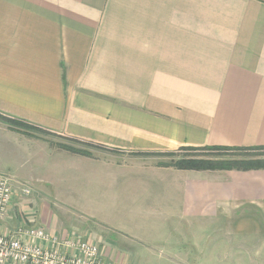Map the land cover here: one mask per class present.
Here are the masks:
<instances>
[{
	"label": "crops",
	"instance_id": "obj_1",
	"mask_svg": "<svg viewBox=\"0 0 264 264\" xmlns=\"http://www.w3.org/2000/svg\"><path fill=\"white\" fill-rule=\"evenodd\" d=\"M0 116V176L16 191L0 232L25 225L93 240L106 264H139L141 253L178 262L52 194L77 181L61 158L102 165L115 180L153 173L157 182L136 188L160 186L166 214L138 228L216 219L233 248L264 254V169H179L153 157L264 146V0H0ZM56 138L99 151L73 153Z\"/></svg>",
	"mask_w": 264,
	"mask_h": 264
},
{
	"label": "rangeland",
	"instance_id": "obj_2",
	"mask_svg": "<svg viewBox=\"0 0 264 264\" xmlns=\"http://www.w3.org/2000/svg\"><path fill=\"white\" fill-rule=\"evenodd\" d=\"M3 120L4 117L0 116V121ZM9 125L16 126L11 123ZM16 127L22 130L23 133L53 139V136L45 131ZM56 140L60 144L85 149L90 151L91 154H96L95 152L99 151L97 148L78 142L62 138H56ZM202 148H198L197 151L193 149L190 151L183 150L170 155L153 157H158L162 163L166 164L176 163L186 158L211 162L264 158V151L261 150L239 151ZM59 161L62 166H66V164L70 166L71 163V173L76 175L77 181L72 187L74 190H69L70 185L65 184L62 186V181L60 183L61 187L58 185L56 189L51 191L52 194H59L61 200L68 199L69 203L74 205V209L94 217L110 227L132 234L135 232L134 234L144 235L156 251H162L163 254L167 253V255L173 251L177 255L178 262L183 264H264V254H253L257 251L252 247L255 245L248 244L249 248L245 246L241 250L238 246L233 248L229 243L225 224L216 219H205V222L199 223V226L195 222L190 224L189 227L187 226V230L179 221L171 226L170 224L149 223L145 225L146 228L144 229L138 228L141 222L152 219L155 212L163 211L166 214L165 207H162L165 203L164 190L160 186L158 188H155V186L145 187L144 190L136 188L140 182H157L153 173H145L144 171L142 175L136 174L134 177L122 173L117 175V180H115L113 174L109 175L110 171H100V168H106L102 165L92 163L88 165L86 162L81 163L80 161L70 162L61 158ZM68 187L69 189H66ZM67 193L71 195L65 196ZM80 215L83 218L81 220L84 221L86 217L78 214V216ZM85 222H90V220L87 219ZM192 225L194 229H191ZM200 226L204 227L203 234L198 233L200 228L197 227ZM105 237L110 242H117V235L113 232H107ZM196 241L199 247L198 249H192L190 245ZM237 252L244 253H240V255ZM158 259L160 257L155 254L151 257V255L141 253L139 264H172L164 259L162 261Z\"/></svg>",
	"mask_w": 264,
	"mask_h": 264
},
{
	"label": "built area",
	"instance_id": "obj_3",
	"mask_svg": "<svg viewBox=\"0 0 264 264\" xmlns=\"http://www.w3.org/2000/svg\"><path fill=\"white\" fill-rule=\"evenodd\" d=\"M24 186L20 194L28 195ZM16 191L10 178L0 176V223L7 218ZM0 264H106L93 240L60 239L43 228L25 225L0 232Z\"/></svg>",
	"mask_w": 264,
	"mask_h": 264
},
{
	"label": "trees",
	"instance_id": "obj_4",
	"mask_svg": "<svg viewBox=\"0 0 264 264\" xmlns=\"http://www.w3.org/2000/svg\"><path fill=\"white\" fill-rule=\"evenodd\" d=\"M8 123H11L13 125L24 127V128H31L43 131L37 127L30 126L28 124H25L24 122L18 121V120H10L6 119ZM15 126V127H16ZM18 128V127H16ZM70 141L78 142L76 140L70 139ZM80 143V142H78ZM82 144V143H80ZM60 147L81 155L90 156L91 152L87 151L85 149L77 148L68 144H60ZM202 149H210V150H261L264 151V146H254V147H224V146H206ZM187 151H190L192 149H185ZM194 151H197L198 149H193ZM173 154V153H170ZM165 154V155H170ZM164 165H172L179 169H195V170H258V169H264V158H253L249 160H220L219 162H211V161H202V160H196V159H185L180 160L176 163H162Z\"/></svg>",
	"mask_w": 264,
	"mask_h": 264
}]
</instances>
